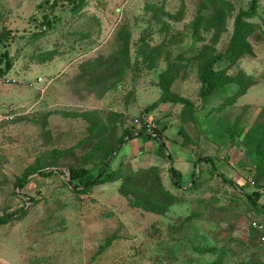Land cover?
<instances>
[{"label": "rangeland", "instance_id": "1", "mask_svg": "<svg viewBox=\"0 0 264 264\" xmlns=\"http://www.w3.org/2000/svg\"><path fill=\"white\" fill-rule=\"evenodd\" d=\"M250 1L83 0L77 15L64 1L0 0L11 58L0 110L14 115L0 127V217L14 215L0 226V264H264L253 228L264 212L247 199L264 195V0L247 20L260 27L253 54L219 62L226 76L200 98L203 68ZM168 83L193 110L144 115ZM140 118L167 127L172 158L139 137L119 144ZM103 161L117 179L86 193L70 183L71 168L97 174Z\"/></svg>", "mask_w": 264, "mask_h": 264}, {"label": "trees", "instance_id": "2", "mask_svg": "<svg viewBox=\"0 0 264 264\" xmlns=\"http://www.w3.org/2000/svg\"><path fill=\"white\" fill-rule=\"evenodd\" d=\"M51 4L56 6L58 2L64 1L66 5L70 7V10L74 14H79L82 11L83 6V0H54ZM259 7V0H251L250 5L246 11L240 12L234 23V30L233 34L230 38L229 45L224 53H220L216 55L215 57H212L209 62L206 64V66L203 68L201 75H200V82H201V91H200V98L203 102H206L208 98H210L215 91V88L217 87L218 83L226 76L224 69L220 70L217 69L216 65L221 61H229V62H235L237 61L241 56L245 54H253L252 51V45L249 41V38L251 35H253L256 31L259 30V25L256 23H252L247 21L248 19H252L256 16L258 12ZM217 11V10H216ZM45 21L42 23L44 26H46L47 29H51L52 25L49 21V18L46 16ZM220 26L221 31L224 30L225 26V20L222 18L220 21L217 22V27ZM9 33L7 31H3L0 33V45L6 40V36ZM35 36V34H34ZM37 36V35H36ZM5 64V67L2 68V64ZM11 68V58L9 56L8 51L3 52L0 55V79L4 77L7 74V71H9ZM252 77L246 76L245 81H247V85H253L252 84ZM242 80V79H241ZM170 83V82H169ZM168 83L167 86L163 87V95L161 96V99H159L156 103L149 106L144 110V115L149 113L150 111L155 110L156 107L162 105V104H181L184 106L186 110H193V104L189 100L181 97H176L170 93V84ZM245 84L241 83L240 87H242L243 90L240 92H237L236 95L229 97L227 100H229L230 104H234L236 99L241 97L245 93ZM141 129H127L123 132L122 136L119 139V144L124 143L126 138L134 139V138H141L145 142H152L156 147L158 148L159 152L163 155H170L168 152V147L166 146V143L163 141V132L167 129L166 126H152L150 123H147L143 119H141ZM139 120V121H140ZM112 152H110V155ZM172 158V156L170 157ZM201 162H205L210 164L212 168V175H220L221 177H225L222 173L218 172V164L217 162L211 158H203L201 159ZM110 169V162L103 161L100 169L97 171V174H95V170H89L84 168H71L69 170V179L70 183L75 186L76 189L80 191V193H86L88 189L91 186L103 184L108 181H113L119 177L118 171H109ZM172 177L175 180L176 185L182 184V174L180 171L175 169L174 167L171 168ZM54 172H50V175H53ZM197 175L193 173V178H195ZM231 182V181H230ZM197 185V184H196ZM23 186V184L21 185ZM264 197V195L258 190L253 191L252 195L247 194V199L249 202L255 207L257 212H264V204L260 203V200ZM31 201H35L34 199H29ZM14 215H3V217H0V226L3 224H6L10 221V219ZM113 238V237H112ZM112 238H108L107 242L104 246L100 247L99 253L103 252L107 246L111 244L113 241Z\"/></svg>", "mask_w": 264, "mask_h": 264}, {"label": "built area", "instance_id": "3", "mask_svg": "<svg viewBox=\"0 0 264 264\" xmlns=\"http://www.w3.org/2000/svg\"><path fill=\"white\" fill-rule=\"evenodd\" d=\"M11 112H5L0 110V127L4 123H8L14 119V115L10 114ZM136 120V122H138ZM140 122V121H139ZM253 228L255 231L259 233V242L264 248V218L258 219L256 222L253 223Z\"/></svg>", "mask_w": 264, "mask_h": 264}, {"label": "water", "instance_id": "4", "mask_svg": "<svg viewBox=\"0 0 264 264\" xmlns=\"http://www.w3.org/2000/svg\"><path fill=\"white\" fill-rule=\"evenodd\" d=\"M70 181V180H69Z\"/></svg>", "mask_w": 264, "mask_h": 264}]
</instances>
